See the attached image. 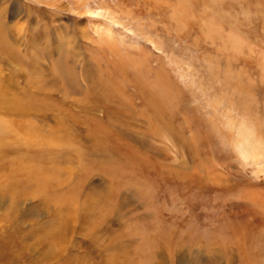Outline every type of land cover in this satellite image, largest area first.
Listing matches in <instances>:
<instances>
[{
  "label": "rangeland",
  "instance_id": "1",
  "mask_svg": "<svg viewBox=\"0 0 264 264\" xmlns=\"http://www.w3.org/2000/svg\"><path fill=\"white\" fill-rule=\"evenodd\" d=\"M0 264H264V0H0Z\"/></svg>",
  "mask_w": 264,
  "mask_h": 264
},
{
  "label": "bare ground",
  "instance_id": "2",
  "mask_svg": "<svg viewBox=\"0 0 264 264\" xmlns=\"http://www.w3.org/2000/svg\"><path fill=\"white\" fill-rule=\"evenodd\" d=\"M154 103H156V102H154ZM237 232H238V231H237ZM238 233H239L240 235H242V234H241V231H240V232H238Z\"/></svg>",
  "mask_w": 264,
  "mask_h": 264
}]
</instances>
